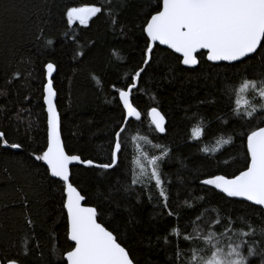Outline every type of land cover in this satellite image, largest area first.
Masks as SVG:
<instances>
[{"label":"trees","instance_id":"trees-1","mask_svg":"<svg viewBox=\"0 0 264 264\" xmlns=\"http://www.w3.org/2000/svg\"><path fill=\"white\" fill-rule=\"evenodd\" d=\"M100 4L105 5V14L94 17L88 26L67 25L63 15L66 7ZM155 4L156 0H0V132L9 144L22 145L12 149L0 144L3 264L5 258L17 259L19 264H60L59 255L67 247L62 184L34 158L46 148L42 85L46 82L43 65L47 62L57 66L53 83L68 154L107 162L110 133L121 122L122 106L115 103L118 95L113 85L127 84L134 71L144 67L131 94L141 119L132 121L123 134L128 162L135 152L132 136L147 137L138 141L146 154L159 155L160 150L154 147L157 144L170 150L169 158L161 165L168 175L170 203H196L195 198L203 197L196 203L197 209L217 208L223 215L243 216L254 227H264V215L260 214L264 209L200 184L207 174L231 175L244 167L241 128L223 124L225 119L236 121L238 117L223 114L228 113L229 104L236 107V99L241 100L243 111L246 94L237 96L231 86L235 81L239 87L240 76L252 77L260 70L259 62L226 69L223 64L216 66L201 58L199 65L188 68L178 62L177 55L155 46L150 66L142 65L144 38L140 24ZM48 39L53 42L50 46H46ZM226 80L231 100L221 91ZM153 106L166 117L164 135L150 124L147 111ZM194 113L198 116L191 119ZM198 122L204 127V135L200 141L189 140L190 129ZM232 134L234 142L215 153L198 150L211 149L217 139ZM108 171L106 176L101 169L74 167L71 182L85 196L86 205L98 208V222L114 231L139 264H169L174 249L165 244L163 237L176 225V217L160 214L161 205L154 191L142 194L137 185L135 192L123 193V168L115 173ZM182 215L191 218L194 213L185 210ZM183 225L181 220L179 226ZM22 239L28 240L27 255L23 254ZM252 239L257 242L254 247L258 246L259 235ZM54 246L59 250L56 256ZM249 261L260 264V257H249Z\"/></svg>","mask_w":264,"mask_h":264},{"label":"snow or ice","instance_id":"snow-or-ice-1","mask_svg":"<svg viewBox=\"0 0 264 264\" xmlns=\"http://www.w3.org/2000/svg\"><path fill=\"white\" fill-rule=\"evenodd\" d=\"M105 10L104 4L69 6L63 15L69 27L77 22L81 26H88L93 17L105 14ZM107 11L112 15L111 9ZM140 31L144 38L141 64L145 66H150L156 45H164L172 53L179 54L178 62L189 67L199 65L201 58L216 66L223 63L226 69L245 62L249 66L254 61L259 62V71L253 73L252 77L240 76L238 88L235 81L231 86V92L237 96L246 94L243 111L240 110L241 100L236 99V107L232 108L229 104L228 113L223 114L227 116L231 113L238 117L236 121L225 119L223 124L227 127L237 124L241 128L239 137L244 149V167L231 175L207 174L200 184L218 190L228 198H241L242 201L251 202V206L264 209V0H156L155 7H149L145 12ZM52 43L48 39L46 46ZM56 67L53 62L43 65L46 82L42 85V99L47 113V140L46 148L34 158L43 162L50 177L57 178L62 184L67 247L59 255L60 264H139L122 246L114 231L98 222V208L83 206L85 196L71 182L70 165L74 163L101 169L106 176L110 174L108 170L115 173L123 168V193L135 192L134 186L137 185L141 186L142 194L149 191L157 193L160 214L176 217V225L163 237L165 244L174 249V259L169 264H250L249 257L252 256H259L260 264H264V227H254L243 216L233 218L223 215L217 208L197 209L196 203L203 201V197L195 198L196 203L187 200L183 205L177 203L174 206L170 203L168 175L161 167L170 156L169 148L157 144L154 147L160 150L159 155L146 154L138 141L147 140V137L132 136L135 152L128 162L127 143L123 134L131 125V118L136 121L141 119V112L134 106L135 99L131 94L137 88L144 67H138L127 84L120 87L113 85L118 95L115 103L117 107L122 106L121 122L110 133L108 159L101 163L93 159H81L65 150L54 102L57 92L52 77ZM221 91L231 100L227 80ZM147 116L155 132H167L166 117L158 107L149 108ZM197 116L198 113H194L191 119ZM203 135L204 127L198 122L190 129L188 139L200 141ZM233 142L234 134L217 139L211 149L201 147L198 150L215 153L222 146ZM0 144L12 149L22 147L19 143L9 144L2 132ZM105 199L111 198L106 196ZM151 199L149 195V202ZM185 210H191L194 215L185 218L182 215ZM260 214L264 215V211H260ZM181 220L184 221L183 227L179 226ZM27 223L31 227L30 219ZM257 235L260 242L254 247L257 242L252 237ZM21 245L23 254L27 255L28 240L22 239ZM58 254L59 250L54 246L53 255ZM5 260L6 264H19L17 259Z\"/></svg>","mask_w":264,"mask_h":264},{"label":"water","instance_id":"water-1","mask_svg":"<svg viewBox=\"0 0 264 264\" xmlns=\"http://www.w3.org/2000/svg\"><path fill=\"white\" fill-rule=\"evenodd\" d=\"M94 18V17H93ZM92 18V19H93ZM91 19V20H92ZM90 20V21H91ZM156 46H159V47H161V48H163V49H166V50H169V49H167L166 48V46H164V45H156ZM169 51H171V50H169ZM202 51H204V50H202ZM175 54V53H174ZM175 55H177V56H179V54H175ZM211 63H213V62H211ZM221 64H223V63H221ZM185 66V65H184ZM185 67H188V68H195L196 66H193V67H189V66H185ZM55 74H56V71L53 73V77H52V79L54 78V76H55ZM54 84V83H53ZM54 102H55V104H56V107H57V95H56V97L54 98ZM45 109H46V106H45ZM57 111H58V109H57ZM58 114H59V112H58ZM46 115H47V113H46ZM59 118H60V132H61V117H60V114H59ZM131 120L132 121H136L134 118H131ZM154 127V126H153ZM158 134H160V135H164L165 133H158ZM61 138H62V134H61ZM62 142H63V139H62ZM63 144H64V142H63ZM46 166V165H45ZM78 166H81V167H84V168H91V167H88V166H85V165H83V164H73V165H70V170L72 171V168H74V167H78ZM52 179H54V180H57V178H52ZM58 181V180H57ZM241 199V198H240ZM250 204H251V202H249ZM82 204H83V206H88V205H86V200L84 199L83 201H82ZM258 207H260V206H258ZM0 264H3L2 263V261L0 260Z\"/></svg>","mask_w":264,"mask_h":264},{"label":"rangeland","instance_id":"rangeland-1","mask_svg":"<svg viewBox=\"0 0 264 264\" xmlns=\"http://www.w3.org/2000/svg\"><path fill=\"white\" fill-rule=\"evenodd\" d=\"M78 23V22H77ZM74 24H76V23H74Z\"/></svg>","mask_w":264,"mask_h":264}]
</instances>
